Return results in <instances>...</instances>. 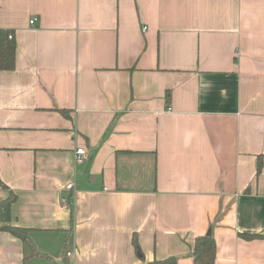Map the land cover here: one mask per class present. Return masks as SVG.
<instances>
[{
	"label": "crops",
	"instance_id": "0c3cea01",
	"mask_svg": "<svg viewBox=\"0 0 264 264\" xmlns=\"http://www.w3.org/2000/svg\"><path fill=\"white\" fill-rule=\"evenodd\" d=\"M0 29V204L33 244L0 220V264H145L134 237L193 264L209 233L264 264V0H0Z\"/></svg>",
	"mask_w": 264,
	"mask_h": 264
},
{
	"label": "trees",
	"instance_id": "16d2710c",
	"mask_svg": "<svg viewBox=\"0 0 264 264\" xmlns=\"http://www.w3.org/2000/svg\"><path fill=\"white\" fill-rule=\"evenodd\" d=\"M13 35L11 31L0 29V71H12L16 67V43L14 39L9 37ZM65 113V111H63ZM263 169V157H259L257 166V175L259 176ZM0 185L5 188V185L0 181ZM16 196L11 195L10 198L0 204V220L7 223L3 227L4 231L11 233L13 236L21 239L25 244L33 246L27 229L11 226V209L12 204L16 201ZM68 202V207L71 206ZM245 240L261 239V235L241 234ZM133 245L140 260L145 264H177L176 257H170L163 260H153L145 262L144 255L138 240L134 237ZM217 258V245L212 234L200 236L196 239L193 249V264H215ZM59 264H67L65 261Z\"/></svg>",
	"mask_w": 264,
	"mask_h": 264
},
{
	"label": "built area",
	"instance_id": "2783aa9c",
	"mask_svg": "<svg viewBox=\"0 0 264 264\" xmlns=\"http://www.w3.org/2000/svg\"><path fill=\"white\" fill-rule=\"evenodd\" d=\"M33 23H34V21H31V24H33ZM9 38L10 39H14V35H11ZM85 155H86V152H85V150L83 148L77 150V163L78 164H83L84 163ZM67 189L69 191H74L76 189V185L75 184H69L67 186ZM65 205H67V204H65ZM66 256L67 257H71L72 254L71 253H67Z\"/></svg>",
	"mask_w": 264,
	"mask_h": 264
},
{
	"label": "water",
	"instance_id": "95a60500",
	"mask_svg": "<svg viewBox=\"0 0 264 264\" xmlns=\"http://www.w3.org/2000/svg\"><path fill=\"white\" fill-rule=\"evenodd\" d=\"M210 234V233H209Z\"/></svg>",
	"mask_w": 264,
	"mask_h": 264
}]
</instances>
